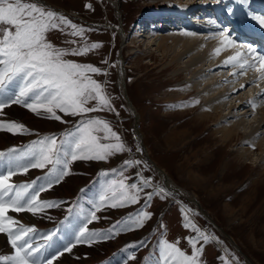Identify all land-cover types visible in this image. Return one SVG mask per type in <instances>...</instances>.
Returning a JSON list of instances; mask_svg holds the SVG:
<instances>
[{"label": "rangeland", "instance_id": "374dc122", "mask_svg": "<svg viewBox=\"0 0 264 264\" xmlns=\"http://www.w3.org/2000/svg\"><path fill=\"white\" fill-rule=\"evenodd\" d=\"M169 1L0 0V264H264V145L251 149L264 144V96L250 116L240 106L264 89V61L212 72L243 85L217 120L200 119L174 79L191 59H177L184 49L175 37L197 34L205 17L246 30L264 12L252 0ZM189 9L197 14L192 23L181 15L191 24L184 29L169 12ZM151 11L173 18L144 24ZM140 24L147 41L134 33ZM231 32L198 34L216 45L211 62L231 42L261 49ZM249 74L257 81L245 82ZM246 118L257 135L244 127L222 143L221 120ZM11 152L20 159L11 163ZM157 168L183 196L159 188ZM66 225L76 234L59 241Z\"/></svg>", "mask_w": 264, "mask_h": 264}, {"label": "bare ground", "instance_id": "6f19581e", "mask_svg": "<svg viewBox=\"0 0 264 264\" xmlns=\"http://www.w3.org/2000/svg\"><path fill=\"white\" fill-rule=\"evenodd\" d=\"M244 1L245 0H243V2ZM165 2H167V1H165ZM177 2H179V0H177ZM237 2H239V1H237ZM237 2L235 1L234 3H232V2L230 3L228 12H231L233 10L234 5ZM254 2H257V0H252L250 2L251 3L250 8L255 7L256 10H258V11L261 10V12H264V3L259 4V6H255L258 3H254ZM219 3H220V1H219ZM199 4H201V3H196V4L191 3L190 4L191 6L189 8L195 10L196 8H198ZM203 6H205V4H203L202 6H200L198 8L197 13H199V11L210 12L208 7H203ZM250 8H244V9L249 11ZM190 9H189V12L188 11L187 12H180L179 11L178 13H172V11H170L169 13H171L172 15H175L174 20L179 22V24L182 25L184 27V29H188L191 27V24L187 21V19L182 20L181 15L186 16V17L188 16L187 18H189L190 14L191 15L197 14V13H195V11L191 12ZM226 11H227V9H226ZM155 13L156 12L151 11L150 13L147 14V17L145 19L149 20V18H154V17L163 18V20L166 19V17H167V19H168V17L173 18V17H171L172 15H167V16L164 14L160 15V14H162V11H160V14L159 13L155 14ZM240 13H241V11L238 14H240ZM225 18H220L219 16H217L215 19V20H217L216 21L218 23L217 24L215 21H214V23H207V18L205 17L201 21V23L203 24L202 29H200L197 34L184 31L181 33V36L178 35L177 37H175V39H179L181 41L182 44H180V45H182V49H184V51H181V53L177 54V56H178L177 59L185 58V56L187 57L188 54H189L188 57H190L191 59L188 60V63L182 69L178 68V72L176 73L174 79L178 80V81L180 80V82L178 84L179 86L188 87V92L185 95H187L186 97H189L190 99L193 100L195 108L198 107L199 109H202L201 110L202 111L201 116H200V119H202V120H205L206 118L213 119V120H217L218 117L223 118L224 117L223 115H221V116L218 115L219 114L218 110L221 108V106H226V103H224V99L227 96L232 95L235 92V88L241 90V86L243 87L242 83L235 88L231 87L230 85L225 83L227 80H229L228 76H227V78L226 77L218 78L215 76L216 73L212 74L213 71L218 72V73H222V71L224 69H226V68L230 69L233 66V64L234 65L241 64L244 66V68L246 70H250L248 68V66L251 63L249 61V60H251V57H253L254 60L259 61V62L264 61V57L262 56L263 55L262 49L264 48V45H263L264 44V19H262V18L259 20L257 19L253 23L254 25H252L253 28L249 27L250 28L249 29L246 27V30H245V29H243L244 27L241 28L239 25H234V24H233L234 26L231 25V22H229ZM189 19H192L191 20V23H192L195 18L193 16H191ZM223 25H227V29H225V27L223 28ZM139 26L142 27L141 24ZM170 26H173L172 29H174V30H177L180 28L179 26H176V25L175 26L170 25ZM110 27L114 28V26L112 24H110ZM253 29H256V30L254 31ZM138 30H139V33H135L136 36L137 35L138 36L145 35L146 37L144 40L145 41L149 40V34L147 33L148 35H146V32L143 29V27L141 29L138 28ZM218 30H220V31L225 30V32L232 31L231 33L234 32L235 37L239 38V39L242 36L241 32L243 30L245 32V35H249L252 38L250 37L251 38L250 40L244 39L245 41L244 40H239V41L245 42V43L246 42L247 43H253V42L260 43L261 49H259V50H256V49L252 50L251 48L246 49L244 47L245 44L239 45L237 42H231V43L223 45L221 47V51H220V53H222V56H218V59H216L214 62L213 61L211 62L210 57L213 54L216 45L211 44L212 43L211 41L208 42L210 44H204V41L208 40V39H205V36L208 33V31H211L212 33H214V36H216V33L218 32ZM252 32H254L255 34H252ZM201 33H205V36L202 37V36L198 35ZM168 40H169L168 37H163L161 40L162 42H160V44H165V42H167ZM208 46L210 48H212L211 51H208L206 49L207 52H203L202 50H200L202 48H206V47L208 48ZM164 48H166L165 45L163 46V49ZM208 53H209V56H208ZM165 54L167 55V53H165ZM259 54H262V55H259ZM197 61H198V63H197ZM207 62L210 64H208ZM177 65L178 64H176V66ZM259 67H260V70H262V69L264 70V63L262 65H259ZM235 74H236V72H232L230 77L235 75ZM188 75H193V77L187 78ZM247 76H248V81H245V82H247L248 84L253 83L254 81L255 82L257 81L256 75L254 76V75L249 74ZM121 80H122L123 88L126 89V83L124 80V76L121 77ZM200 84L207 86L206 87L207 92L204 90H201ZM199 85H200V87H199ZM188 93H191L192 95L188 96ZM7 94H9V92L4 90L2 97L7 95ZM256 95L264 96V89H259V91L257 90L256 94L254 92V96H249L247 94V96L245 98L240 99V101H241L240 106H244L245 109H247V112H245V114L247 113V115H249V116L253 114L252 110H254L253 104L255 103V96ZM192 100H190V101H192ZM199 109H197V110H199ZM245 114L243 113L244 117L246 116ZM263 119H264V111H263V118L261 121H263ZM222 122H223V119L220 122L221 126H219V128H218V131L220 133L221 132L222 133L220 135H218V137H221L222 143H224L226 145L228 143H230L231 141H233L237 136L239 137V139L243 136L242 135L243 132H239L240 128L248 127L250 131H245V132L250 133L251 135H257V133H258V129L254 125L255 122L251 121L248 118H246L245 120H242V122L237 121L236 123H234L233 125H231L229 127H225L224 124H222ZM261 124L264 126V122H261ZM176 138H177V136H176ZM259 145H260L259 147L256 145L251 146V149L262 148L264 144H259ZM146 149L147 148H145L144 151ZM243 154L244 153L242 152L240 155H243ZM20 156H21V154L18 152H11V163L13 160L20 159ZM244 157H246V159H249V155L247 153L244 154ZM157 169L159 170V173L162 177L163 185L165 184V186L159 187V188L161 190H163V192H165L169 196H171V198H173V199H177L176 194L183 196L182 193H184V191H180L177 189L175 184L170 180L167 173H165V171L161 170V168H157ZM164 187H166V188H164ZM174 192H176V194ZM13 193H11V194H13ZM19 201H20V199L17 202H19ZM13 203H15V202H13ZM59 232L61 234V236H58L59 241H61V240L66 241L67 239H69L72 236V232L75 233L73 227L67 226V225L63 226Z\"/></svg>", "mask_w": 264, "mask_h": 264}, {"label": "water", "instance_id": "95a60500", "mask_svg": "<svg viewBox=\"0 0 264 264\" xmlns=\"http://www.w3.org/2000/svg\"><path fill=\"white\" fill-rule=\"evenodd\" d=\"M138 127V124L136 125V128ZM140 144H141V146H142V149L144 150L145 148H146V146L143 144V143H141V140H140ZM161 170H163V169H161ZM163 171H165V170H163Z\"/></svg>", "mask_w": 264, "mask_h": 264}]
</instances>
